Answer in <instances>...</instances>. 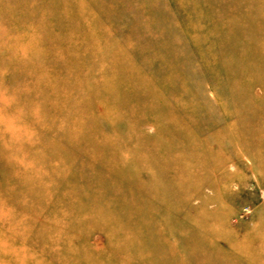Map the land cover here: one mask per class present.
Instances as JSON below:
<instances>
[{"label":"rangeland","instance_id":"374dc122","mask_svg":"<svg viewBox=\"0 0 264 264\" xmlns=\"http://www.w3.org/2000/svg\"><path fill=\"white\" fill-rule=\"evenodd\" d=\"M253 229L264 0H0V264H217Z\"/></svg>","mask_w":264,"mask_h":264},{"label":"crops","instance_id":"0c3cea01","mask_svg":"<svg viewBox=\"0 0 264 264\" xmlns=\"http://www.w3.org/2000/svg\"><path fill=\"white\" fill-rule=\"evenodd\" d=\"M254 229L252 230L254 235L245 232L244 235L239 236L237 243L231 236H229L231 240L223 241L226 244L216 250L215 262L217 264H264V232L256 234L257 230Z\"/></svg>","mask_w":264,"mask_h":264}]
</instances>
